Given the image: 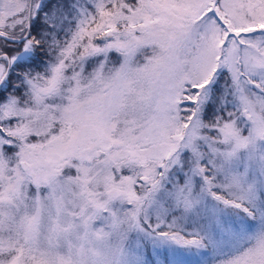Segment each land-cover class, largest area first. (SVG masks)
Listing matches in <instances>:
<instances>
[{
  "label": "snow or ice",
  "instance_id": "snow-or-ice-1",
  "mask_svg": "<svg viewBox=\"0 0 264 264\" xmlns=\"http://www.w3.org/2000/svg\"><path fill=\"white\" fill-rule=\"evenodd\" d=\"M0 264H264V0H0Z\"/></svg>",
  "mask_w": 264,
  "mask_h": 264
}]
</instances>
